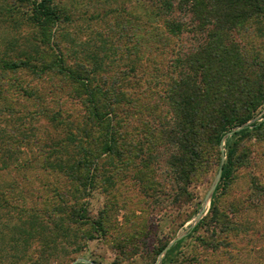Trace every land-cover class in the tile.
Returning <instances> with one entry per match:
<instances>
[{"label":"rangeland","instance_id":"374dc122","mask_svg":"<svg viewBox=\"0 0 264 264\" xmlns=\"http://www.w3.org/2000/svg\"><path fill=\"white\" fill-rule=\"evenodd\" d=\"M50 3L0 0V264H264V127L235 134L264 108L216 193L215 148L186 185L170 159L182 84L233 49L264 68V16L217 43L186 0Z\"/></svg>","mask_w":264,"mask_h":264},{"label":"trees","instance_id":"16d2710c","mask_svg":"<svg viewBox=\"0 0 264 264\" xmlns=\"http://www.w3.org/2000/svg\"><path fill=\"white\" fill-rule=\"evenodd\" d=\"M25 1L32 6L33 20L37 23L58 20L59 12L51 5L50 0ZM186 2L197 22L202 26L211 27L209 38L217 37V43L223 33L239 28L247 20L264 16V0H186ZM211 48L216 50V47ZM213 54L204 49L196 61L200 63L204 57L209 61V57L215 58L216 53ZM225 56L228 58V53L225 52ZM207 61L206 64H209ZM227 64L220 72L203 66V69L197 68L193 77L199 80L191 85L182 84L181 99L173 103L176 123L172 143L175 145V151L170 159L177 183L184 180L186 185L195 178L205 164V161L201 160L202 156L213 148L216 149L219 168L221 139L232 129L251 120L264 108L263 66L255 60L248 61L235 49L231 51ZM98 111L100 110L97 107L93 108L95 114ZM105 116L107 115L103 114V117ZM263 127L264 122L245 125L235 131V134L244 138L253 132H259ZM111 140L114 142L113 136ZM105 148L112 150L109 145H105ZM224 155L226 160L222 165L220 182H224L229 176L234 162V143L227 145V153ZM219 189L220 183L215 193Z\"/></svg>","mask_w":264,"mask_h":264},{"label":"water","instance_id":"95a60500","mask_svg":"<svg viewBox=\"0 0 264 264\" xmlns=\"http://www.w3.org/2000/svg\"><path fill=\"white\" fill-rule=\"evenodd\" d=\"M233 132V131H232ZM232 132H229L227 135L231 134ZM223 141H224V137L221 139L220 141V149H221V158L222 160H224V154H223ZM221 173H222V162L220 164V167L218 168V171H217V174H216V177H215V182L213 183L212 187L210 188L209 190V193H208V196H210L213 191L215 190L216 186H217V183L220 181L221 179ZM204 212V209H202L200 211V213L197 215V218L196 220H198L201 216H202V213ZM77 263H84V264H98V263H95V262H89L85 259H77L75 261H73L71 264H77Z\"/></svg>","mask_w":264,"mask_h":264}]
</instances>
